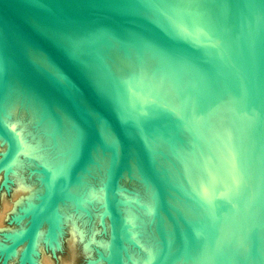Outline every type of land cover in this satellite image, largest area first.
<instances>
[{"label": "bare ground", "instance_id": "6f19581e", "mask_svg": "<svg viewBox=\"0 0 264 264\" xmlns=\"http://www.w3.org/2000/svg\"><path fill=\"white\" fill-rule=\"evenodd\" d=\"M47 1L57 4L110 7L125 11L150 25H155L154 27L174 38L167 40V35L164 39L156 34L104 22L48 20L20 10L26 19L48 33L76 60L93 84L111 98L112 104L121 110L124 118L140 122L133 131L142 141L153 169L168 183L180 187L174 190L164 186L163 196L165 199L168 196V199L180 208L185 217L198 218L208 211L209 206H206V202L202 200L204 195L201 193H204L203 190L208 187L211 190L213 184L218 185L222 175L217 171L215 173L201 167L193 149V157L188 161H186L185 153V156L177 155L176 152L186 147L183 142H176L177 136L173 133L180 124L185 123L194 132L195 136L192 135L196 141L198 137L205 139L203 133L210 129L208 116L216 112L223 90L228 91L233 100L234 109L229 119L234 121L231 123L237 131V153L232 162H237L240 166L237 169L234 184H231L224 192L218 190L214 197L220 199L227 195H237L246 189L258 188L218 0ZM178 40L181 42H177ZM21 46L31 58L49 70L51 64L41 51L23 41ZM147 53L157 59V67L154 70H152L151 61H147ZM156 74H159L160 78H156ZM130 77L131 85L126 84L124 80ZM138 82H143L149 89L148 100L143 97L144 93L137 94ZM78 100L89 115L94 128L101 132L105 140L111 141L113 134L109 126L88 104L81 99ZM174 101L183 115L176 121L168 118L169 109H167L169 106L175 107ZM163 102H168L169 106ZM0 112L9 124L19 127L18 133L16 132V155L11 168L18 172L21 167L27 166L30 169L31 164L42 163L36 167L37 171L32 173L31 182L28 183L19 177L21 180L18 178L16 183L15 192L26 196L27 200L32 199L35 194L40 197L37 204L27 208L31 225L27 223V229L18 235L26 239L24 258H28L31 264H35L34 261L37 258L31 259L32 250L34 251L37 247L38 253L41 251L38 248L40 238L44 235L46 241L58 242L61 229L67 227L71 253L76 245V236L84 237L82 239L84 253L91 249L90 245H96L100 258L104 260L101 256L106 254L108 220L104 212L102 195L109 151L92 139L87 153L65 187L45 201L43 198L47 196L54 183L61 179L60 175L55 176V174L54 177L50 174L53 171L49 170L50 167L62 164L77 143L76 126L72 117L57 100L46 95L26 79L11 61H7L6 65ZM220 130L219 140L229 147V142L232 140L230 123ZM179 133L181 134L180 131ZM27 135L29 141L24 142L22 139ZM0 143V151H2L5 141L1 133ZM168 145L175 155L168 154ZM226 147L219 149V153L216 150V153L219 156L224 155L227 150H230ZM21 154L25 156V159L20 158ZM182 157L184 161H181ZM26 161H29L28 164ZM15 164L16 168H13ZM185 184L196 191L184 188ZM124 187L139 193L136 196L143 203L151 204L154 200V207L144 204L148 208L144 209L138 206L132 199L138 201L139 199L133 198L134 196L126 198L128 191ZM143 188H146L144 196L141 191ZM178 192L188 194L192 198L188 201H178L180 196ZM173 194L179 195L178 200L172 198ZM117 197L120 199L118 206L123 228L122 256L125 264H172L174 262L189 264L191 262L189 258L194 253L199 255L197 258L204 255V261L207 259L206 261L210 264L223 262L231 264L222 259L230 255H234L231 260L235 264L239 261L241 264H264V243L259 238L260 229L264 228H253L257 213L259 211L264 213V202L261 201V197L230 210L210 222L208 227L197 230L185 227L175 218L177 229L182 236H175L171 230L173 239L170 241L166 237L169 230L168 222L164 221L162 213L166 218L167 216L155 201L153 185L138 168L132 147H129L125 166L119 175ZM19 200L23 201V199H17L12 205V210L17 203H20ZM151 209H155L157 214L151 212ZM182 213L180 212L181 215ZM72 214H77L76 218L79 217L81 223L87 224L91 234L89 238L81 234L85 229H80L75 224ZM32 219H35L33 224ZM154 219H156L155 227ZM95 222L100 223L98 230L103 231V237L97 239L92 235L96 227H94ZM140 222L142 227L139 229L130 227V223ZM180 226L183 230H180ZM139 230H143L144 236H142L147 238L146 242H149L141 251L132 248V244L137 243L138 240L134 237V233ZM203 230L208 231L203 234L208 239L202 240L200 233ZM245 237H251L250 245H248L247 255L241 260L240 255L242 253L243 257L244 252L243 249L241 252V248L243 245L245 248L247 241ZM91 238L96 240L93 242L95 244L92 243L93 245L90 244ZM201 241H207L206 245H199ZM239 244L238 249L236 246ZM171 248L175 251L170 252ZM234 248H236L235 251ZM258 248H262L261 251ZM203 249H205L204 254L200 256L198 252ZM256 251L262 263L257 256L249 259L248 254L255 256ZM146 254L147 261H144ZM181 256L184 261H177ZM238 257L239 261L236 262Z\"/></svg>", "mask_w": 264, "mask_h": 264}, {"label": "water", "instance_id": "95a60500", "mask_svg": "<svg viewBox=\"0 0 264 264\" xmlns=\"http://www.w3.org/2000/svg\"><path fill=\"white\" fill-rule=\"evenodd\" d=\"M218 2L258 188L246 189L237 195H227L220 199L213 198L211 195L208 198L204 197L205 200L209 199L212 202L211 210L188 221L163 196L164 186L174 190H178L179 186L168 183L153 169L142 141L133 131V128L140 122L124 118L121 110L112 104L111 98L93 84L76 60L48 33L26 19L20 10L48 20L104 22L125 26L141 32L156 34L164 39L167 34L154 27L155 25H150L125 11L110 7L57 4L47 0H0V99L7 61H11L26 79L46 95L57 100L70 114L76 126L77 143L73 151L62 164L49 169L53 170L50 174L60 175L61 179L54 183L43 199L46 201L65 187L87 153L92 139H95L103 149L109 151L102 195L104 212L108 220L106 254L101 256L105 263L125 264L122 256L123 228L118 206L120 199L117 197V182L125 166L129 147L133 149L138 168L153 185L155 201L170 220L171 230L175 236H182L177 229L176 219L185 227L197 230L208 227L210 222L249 201L261 197V201L264 202V0H218ZM171 39L174 38L167 35V40ZM21 41L41 51L50 64L63 74L70 87L55 79L47 68L31 58L21 46ZM177 42L180 43L181 40ZM78 99L88 104L109 126L113 134L111 141L105 140L101 132L94 128L89 115ZM16 132L18 133L0 112V133L5 141V146L0 151V173L7 172L14 161L17 148ZM132 201L148 209L138 200L132 199ZM151 212L157 214L155 209H151ZM34 220L32 219V224ZM29 223L30 226L31 222ZM253 224L254 229L264 228V216ZM25 228L27 227L25 226L22 230ZM22 240L23 238H16L13 241ZM26 245L27 243L21 252L22 261L26 259L23 258ZM7 247L12 249L13 244ZM98 259L100 258L97 253L96 260ZM26 260L29 262L28 258Z\"/></svg>", "mask_w": 264, "mask_h": 264}, {"label": "rangeland", "instance_id": "374dc122", "mask_svg": "<svg viewBox=\"0 0 264 264\" xmlns=\"http://www.w3.org/2000/svg\"><path fill=\"white\" fill-rule=\"evenodd\" d=\"M146 58H147V61H149V62L151 61L150 63H152V70H154V68L157 67V59L152 58L150 53H147ZM154 63H156V64H154ZM155 77L160 78V75L156 74ZM129 79L131 81H129ZM124 80H125L126 84L131 85V82H132L131 77L126 78ZM126 80H128V81H126ZM138 83L139 84L137 87V94L143 95V93H144L143 97L146 100H148V98H150L148 95V92H150L149 89L147 88V86L145 84H143V82H141V83L138 82ZM163 103L165 105L169 106L168 102H166V103L163 102ZM174 106L175 107H172V106H169V108L167 107V109H169L168 110V118L172 119L173 121H176V120L180 119V117H182L183 115H181L182 112L180 111V108L177 106L176 101H174ZM233 109H234V105H233V100L231 98V94H229L228 91L223 90V92L221 93L220 98L218 100V103H217L216 112H213L208 116V121L210 123V126H209L210 129L206 130V133L205 132L203 133L204 134L203 137L205 139L198 137V141H196L193 138V135L195 136L194 132L189 127V125L185 124V123L180 124L179 128H177L173 133V135L177 136L176 142L177 141H180V143L183 142L185 147H186V148L184 147L185 149H182V151L176 152L177 155L185 156V154H186L187 156H185V158H186V161H188V159L190 160L193 157L192 156V154H193L192 149H193L195 151L197 161H198V163H200L201 167H205L207 169H210L212 172L214 171L215 173L217 171L218 173H220V175H222V177L219 180L218 185L215 184L216 186H214V184H213V187L211 188V190H209L210 188L208 187L209 189L205 188L203 190L204 193H201L202 195H204L202 200H204L206 202V206H209V207H207L208 211L211 210V208H212V202L209 199L205 200V198L210 197V195L214 198L215 193L218 190H221L220 192H224L229 186H231V184H234L235 179H236V175H237L236 174L237 169L240 166V164H238L237 162L236 163L232 162V160L234 159V156L237 153V150H236L237 131H235L236 129H235V127H233V124L231 123L234 121L229 119V118H231V112L233 111ZM222 119H224L223 122H222ZM225 122H226V124L230 123V126H231L232 140L229 142V145H230L229 147H226L227 144L222 143V140H219V133L221 132L220 128L226 127ZM11 126L14 129H16L17 131L19 130V127H16L14 125H11ZM179 131L181 132V134L179 133ZM215 132H217V133H215ZM19 133H21V131H19ZM23 141L24 142L29 141L28 135L24 137ZM232 141H233V143H232ZM186 144H188V145H186ZM224 147L230 148V150H227L224 153V155L220 153L222 156L221 155L219 156L218 150L221 148H224ZM41 149H42V147H41ZM169 149H170V146L168 145V154L170 156L175 155V153L174 152L172 153L171 149L170 150ZM216 150L218 151V153H216ZM20 158L25 159V156L23 154H21ZM27 160H29V158H27ZM181 161H184L183 157H182ZM26 162L28 164L29 161H26ZM36 163L31 164L32 166L30 165V167H31L30 169H29V167L24 166V167H21L20 169H18L19 170L18 172L15 169L10 168L7 172L4 173L2 171L0 173V264H30L29 263L30 261L28 262L26 260L27 258L24 259L23 261L21 260V252H22V249L26 243V239H23L22 241H17V242H14L13 240H15L16 238L19 239L20 237L18 235H20L24 230L27 229V228H25L24 230H22L25 226L28 227L27 223L29 224V221H30V219H29L30 216L27 213V210H28L27 208L35 202H36L35 204H37L40 197L38 194H35L32 199L27 200V198H25L26 196H24L20 193L18 194V192L16 193L15 190H16V183H17L19 177L28 183L31 182L32 173L37 171L36 167L38 165L40 166L42 164L41 162H40V164L39 163L36 164ZM13 168H16V164ZM184 188L190 189L192 191H196L191 187H184ZM124 189L126 191H128V193L130 194L127 197L131 196L132 194H136V195L138 194L139 195V193L134 192L133 190H131L129 188L127 189V187H124ZM141 191H142L143 196H144V194L146 193V188H143ZM178 194L180 196L173 194L172 198L175 200H178V196H179L178 201H180L182 199L183 200H189L192 198L188 194H181L179 192H178ZM17 199H23V201L19 200L20 203L19 204L17 203L15 205L16 207L14 206L15 207L14 208L15 211H14L11 208H12V205L17 201ZM207 200H209V201H207ZM208 211H206V212H208ZM76 216H77V214H74V215L72 214V216H71L73 218L72 220L75 221V224L80 229L81 228L85 229L81 234L83 236L86 235V237L89 238L91 234H90L89 230L87 229V224L83 223V222L81 223L80 222L81 219L79 217L76 218ZM261 216H264V213L259 211V213H257V217L255 218V221L257 219H259ZM69 222H70V220H69ZM141 222L138 223L139 225L130 223V227H135V228L139 229L140 227H142ZM98 226L100 227V223L95 222L94 223L95 230H93V232H92L93 238H95V239H97L99 237H103V231L101 229L98 230L99 229ZM67 229H68L67 227H64L63 229H61L62 232H60L61 236L60 235L58 236V242H56L55 240H53L52 243L49 241H46L44 235L42 236V238H40L41 242H40V245L38 248L41 251L38 253L37 247H35L36 249H34V251H32L33 260H36L35 258H37V260L34 261L35 264H105L104 260H102L99 256V253H98L99 250H98V247L96 245H94V246L90 245L91 251L90 250L85 251L86 253L88 252L87 254L84 253V250L82 248L83 244H84L82 242L83 241L82 239L84 237L81 238L79 236L78 237L76 236V240H75L76 245L74 247L73 253H71L70 246L68 245V238H69L68 233L69 232ZM19 230H22V231L17 232ZM234 230L235 229H233V231ZM204 232L207 233L208 231L203 230L200 233V235L203 237L202 240L208 239V237L205 238V236L203 235ZM142 235L144 236L143 230L142 231L139 230V231H137V233L136 232L134 233V237H137L138 240H137V243L132 244V248L140 249V251H141V249L143 250V248H145L144 247L145 245L149 244V242L145 241V240H147V238L143 237ZM132 236H133V233H132ZM93 238H91L92 241L90 240L91 241L90 244H92L93 242L96 241L95 239H94L95 240L94 241ZM259 238L262 240V243H264V229H260ZM245 239L247 241L245 244V248H244V245H243V248H241V252H243V250H244L243 257H242V253L240 255L241 260H242V258H244V256L247 255V252L249 250L248 245H250L249 240L251 239V237L250 238L245 237ZM206 242L201 241L199 243V245H206ZM12 244H13L12 249H11V247H7V246H10ZM93 244H95V243H93ZM6 247H7V249H6ZM236 248L239 249L240 244L238 246H236ZM236 248H234V251ZM258 249L261 251L262 248H258ZM7 250H10V251H7ZM97 250H98V252H97ZM170 250H171L170 252L175 251L172 248ZM204 250L205 249L199 250L198 253H200V256H202L204 254V252H203ZM25 251H26V247H25V250L23 252V258H24ZM136 252H139V250L138 251L136 250ZM97 253H98V257L100 258L98 260H96ZM255 253H256L255 256L249 253L248 254L249 259L257 256L262 263V260L259 256V253L257 251ZM197 256L199 257V255H197L196 253L192 254V256L189 258L190 259L189 262L191 261L189 264H210L209 261H206L207 259L204 261V258H205L204 255L202 257H200L202 259L197 258ZM233 256L234 255L222 257V259L227 260L228 263L235 264L231 260V259H233ZM147 257H148V255L144 256V261H147ZM182 258H183V256H181L179 258V260H177V261L183 262L184 260ZM238 261H239V257L237 258L236 262H238ZM175 263L176 262H174L172 264H175ZM222 264H225V263L223 262ZM238 264H241V261H239Z\"/></svg>", "mask_w": 264, "mask_h": 264}, {"label": "flooded vegetation", "instance_id": "af4514ba", "mask_svg": "<svg viewBox=\"0 0 264 264\" xmlns=\"http://www.w3.org/2000/svg\"><path fill=\"white\" fill-rule=\"evenodd\" d=\"M186 185V184H185ZM186 187H190L189 185H186ZM192 188V187H191ZM172 193V192H171ZM128 195H130L129 193L127 194V196ZM134 196V197H133ZM136 196V194H132L131 196H129V197H126V198H131V197H133V198H137V199H139L137 196ZM126 198H124V199H126ZM153 199V198H152ZM166 199L170 202V203H172L173 205H175V207H177L178 208V210L182 213V211L180 210V208L175 204V203H173L171 200H169L168 199V196H166ZM183 200V199H182ZM139 201L141 202V203H143V201H141L140 199H139ZM186 201H188V200H186ZM189 202H191V201H189ZM192 203V202H191ZM143 204H145V205H148L149 207H150V205H151V208L152 207H154V205H155V202H154V200H152V203L150 204H148V203H143ZM154 204V205H153ZM193 204V203H192ZM133 206H135V207H137L136 205H133ZM195 207H196V205H195ZM138 208V207H137ZM138 209H140V208H138ZM140 210H142V209H140ZM142 211H144V210H142ZM144 212H146V211H144ZM171 212H172V210H171ZM147 213V212H146ZM173 213V215L175 216V214H174V212H172ZM148 214V213H147ZM182 215L184 216V214L182 213ZM152 218H153V216L152 215H150ZM162 216H163V219H164V221L165 222H168V229L169 230H167V232L168 233H166V234H168V235H166V237H167V239L168 240H172L173 239V236H172V232H171V223L168 221V217L166 218L165 216H164V214L162 213ZM176 217V216H175ZM185 217V216H184ZM187 220H193V219H189V218H187V217H185ZM166 219V220H165ZM195 219V218H194ZM178 220V219H177ZM179 221V220H178ZM165 222H164V227H165ZM180 222V221H179ZM181 223V222H180ZM149 225H150V223H148ZM155 225H156V219H154V227H155ZM180 230H183V228L180 226ZM155 231H156V229H155ZM169 232H170V234H169ZM169 237V238H168ZM171 237V238H170ZM158 239L160 240V238H159V236H158ZM232 254V253H231ZM147 255V254H146Z\"/></svg>", "mask_w": 264, "mask_h": 264}, {"label": "snow or ice", "instance_id": "6c2138e0", "mask_svg": "<svg viewBox=\"0 0 264 264\" xmlns=\"http://www.w3.org/2000/svg\"><path fill=\"white\" fill-rule=\"evenodd\" d=\"M49 71L52 73L55 79L64 83L65 86L70 87L68 81L64 79L63 74L54 65L49 66Z\"/></svg>", "mask_w": 264, "mask_h": 264}]
</instances>
